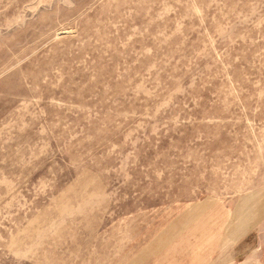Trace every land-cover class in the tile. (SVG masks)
<instances>
[{
  "label": "rangeland",
  "instance_id": "374dc122",
  "mask_svg": "<svg viewBox=\"0 0 264 264\" xmlns=\"http://www.w3.org/2000/svg\"><path fill=\"white\" fill-rule=\"evenodd\" d=\"M232 252L264 264V0H0V264Z\"/></svg>",
  "mask_w": 264,
  "mask_h": 264
},
{
  "label": "crops",
  "instance_id": "0c3cea01",
  "mask_svg": "<svg viewBox=\"0 0 264 264\" xmlns=\"http://www.w3.org/2000/svg\"><path fill=\"white\" fill-rule=\"evenodd\" d=\"M242 252H232V263L234 264V262H237L238 260H237V257L241 254ZM250 256V255H249ZM253 257V256H252ZM249 259H251L250 257H249ZM239 264H241L240 262H239Z\"/></svg>",
  "mask_w": 264,
  "mask_h": 264
}]
</instances>
